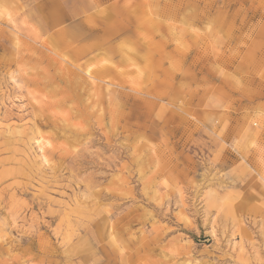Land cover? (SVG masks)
<instances>
[{
  "label": "rangeland",
  "instance_id": "1",
  "mask_svg": "<svg viewBox=\"0 0 264 264\" xmlns=\"http://www.w3.org/2000/svg\"><path fill=\"white\" fill-rule=\"evenodd\" d=\"M0 264H264V0H0Z\"/></svg>",
  "mask_w": 264,
  "mask_h": 264
},
{
  "label": "bare ground",
  "instance_id": "2",
  "mask_svg": "<svg viewBox=\"0 0 264 264\" xmlns=\"http://www.w3.org/2000/svg\"><path fill=\"white\" fill-rule=\"evenodd\" d=\"M90 71V70H89ZM89 71H87V72H89ZM46 141V140H45ZM43 144V143H42ZM41 146H43V145H41ZM50 146H51V144H50ZM40 148H43V147H40ZM44 149H45V147H44Z\"/></svg>",
  "mask_w": 264,
  "mask_h": 264
}]
</instances>
